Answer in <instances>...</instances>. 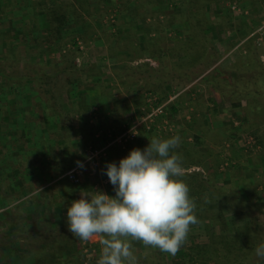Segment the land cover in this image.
Segmentation results:
<instances>
[{
	"label": "crops",
	"instance_id": "obj_1",
	"mask_svg": "<svg viewBox=\"0 0 264 264\" xmlns=\"http://www.w3.org/2000/svg\"><path fill=\"white\" fill-rule=\"evenodd\" d=\"M14 1L16 2V7L26 5L27 3V0H23L22 3H20V0ZM29 1L28 6H30L31 9L29 15L31 17V15H33L32 6L35 1ZM52 1L51 3L49 0H46V3L51 5L59 3L61 0ZM103 1L105 2L104 4L99 1H93L90 4L89 15L84 14L85 19H87L88 24H90L87 27L88 30L92 29L88 40L89 45H85V41L80 37L82 33L81 28L78 27V34L76 31H72L73 29L71 28V30L69 29L64 32V36L73 38L77 35L75 41H77L78 46L76 48L72 46L71 43H67L62 50V53L65 55H73L76 64L74 67L76 69L75 71L81 76L71 84V88L64 102H68L67 105L70 106V108L72 106L71 109H68L76 112V118L80 120L83 118L84 121L87 120L91 125H93L95 121H98L99 118L109 117V110L112 108V103L108 105L107 111L106 108H103L106 106L104 104L107 99L106 93L103 92L102 89L97 88L98 86L101 88L102 86L108 88V94L112 95L114 98L123 99L126 97V94L118 79V70L125 66L135 67L141 60L149 62L153 59L152 62L154 61V63L159 65V68H155L153 71L148 72L149 74L147 77L149 78L154 71L161 69V63L165 62L160 59L158 55L156 57V53L151 49L153 46L158 45L156 42L159 39L162 37H167L171 41L180 39L183 44L190 41L188 40V35L182 31L177 32L167 29L166 34H160L161 27H163L166 21L165 11H171L172 8L177 7V3H174V0H146L148 8L152 7L148 9L147 14L141 11L138 13L137 10L139 9L137 8H139V6H137L136 3L139 1L130 0L129 7L137 13V16L134 15L136 17H130L128 21H126V17L122 11H120V2L114 3L112 0ZM3 2L6 3V6H10L11 3H14L13 0H0V7H3ZM234 3L240 8V12L233 17L236 23L235 29H226L228 26L223 25L224 23L221 22L222 31H217L213 26V23L217 22V20L214 19L212 21L213 23L208 24L207 28L204 30L206 32V37L210 41L209 46L199 50L201 53L211 52L212 55L215 56L220 55L226 57V55H232L235 58H243L242 60H234H236L238 64L240 62L242 63V65L239 66L237 64L238 69L246 71L249 70L248 63L244 62L247 55H249L246 48V43L248 41L254 40V46H256L257 49L262 47L263 49L259 48L258 50L260 51L261 58L264 56V42H259L258 36H256L258 28L264 22V0H246L245 6H240L237 1L229 2L227 0L226 4H224L223 1L213 3L212 8L213 11L225 8L232 14L230 7L231 4ZM210 5L211 4H209V6ZM17 12L18 11L14 13L16 16L18 15ZM150 12L155 14H148ZM98 13H100L99 16H97ZM256 14L258 16H256ZM4 16L5 15L0 14V20H6L7 18ZM17 17L19 18L20 16L18 15ZM24 19H27L28 22L31 20L29 17ZM38 21L40 23V17H38ZM18 22H20V20H18ZM92 26L94 28H92ZM131 33H134L132 42H128L127 46L121 49L119 48V50L113 49L114 43H117L116 41L119 39H129L126 37H128V35L130 36ZM233 39L234 44L230 45L229 49H225L227 44ZM42 46L41 43L40 48H42ZM26 47L27 51L34 55L32 56L33 58H31L32 61L40 57V52L37 48ZM138 47L143 53L141 57L135 55ZM131 49L133 51L132 54H128ZM155 51L158 53V50ZM188 51L191 50H174L169 52V54L166 53L167 59L171 57L173 74L170 75V78L166 79V81L158 79L157 81L155 80L156 82L154 80L150 82L158 88V94L156 95H158L160 99L163 98L162 100H165L171 95L174 96L178 94L174 102L168 108L169 115L167 117L170 118L171 111L173 113H178L181 118V113L183 111L186 113L185 121L182 124L180 118H178V120L169 119L174 127V133L161 134L158 130H152V132L142 131L139 136L143 133L144 138L147 136L163 139L165 136L174 135L187 138V136L184 135L187 133L191 135L190 132H192L195 136H190L188 138L190 144L194 145L196 144L195 142H197L195 147L203 149L209 148L212 150L218 148L221 143H217H219L220 140L226 139V141L223 142L225 147L222 146L221 148H224L225 158L226 153L230 155L226 161L233 164L235 162L232 160L235 159V156L237 157V154H234V150H238L240 147L245 149L243 140H233L237 135H235V130H223L218 124L216 125H218L221 130L214 124L211 126L214 130H187V127L192 128L191 124H193L192 122L196 117L195 111H199L196 110L195 106V100L197 96L200 95L198 94L199 92L196 86L199 85L198 87L201 89L205 87L204 85H200V82L203 81H200L201 77L192 79L186 77L187 72L192 70L191 63L195 59L194 55ZM186 52H188V54ZM48 53L51 54L52 58L54 57L52 51L46 52V54ZM151 55L153 58L150 59ZM218 63L219 61L216 65ZM229 64L232 63L230 62L228 65ZM90 73L93 74L92 78H88V74ZM97 84L98 86L96 87ZM111 88H114V90L112 91ZM137 91L139 93H137L138 98L136 100H139L140 103H145L144 93L149 91L144 88H142L141 91ZM1 98L2 97H0V99ZM8 101L11 103L10 105L7 103ZM8 101H0V264H72L75 263L77 259L81 260V264H87L89 260H91V262L95 260L97 263L101 252L99 239L93 238L88 241H83L75 237L68 229L66 216L67 208L71 205L73 200L80 198L81 190H101L109 195L104 188L109 184L108 179H103L101 174L100 176L96 175L95 171L90 168L89 165V167L85 166L87 164L83 165L87 153L89 150L93 149V146L88 147L86 150L84 149L83 152H81L80 161L73 160L75 163H72V165L70 163L68 167L65 164L66 162L60 163L58 155L59 160L54 161L51 156H47L45 149L47 150L50 145L56 150L58 147H62L63 149L67 146L65 145V138L56 130V125L52 126V123L49 122V115L47 116L45 113V106L39 104V99L34 93L28 95V97H16L13 95L8 97ZM205 101L206 107L208 108L206 112L207 115L204 116L206 120L207 118L211 119L210 112L213 111L212 107L215 104L209 103L210 100L209 98L207 100V96L205 97ZM133 104L129 110V122L132 117L139 112L138 109L141 108V106L138 108L135 103ZM249 104L250 102L246 101L241 108L239 107L238 111L242 113H246L248 110L252 111V108L248 107ZM251 104H253L255 109L260 110L259 103H253L252 101ZM85 107H88L86 111ZM224 112L225 111L217 112L218 121L224 116H229L228 111L226 114ZM125 113H127V111ZM198 116H200V114H198ZM218 121L214 123H218ZM181 124L183 126H181ZM252 131L256 133L258 130ZM260 132H257L260 133L259 140L264 144V130H260ZM117 133H103L100 130H95L94 138L102 142L101 139L104 134L106 137L110 138L108 141H111ZM230 138L231 140H229ZM76 139L80 138L78 137ZM73 140L75 141L73 145L77 148L76 151L83 148L84 144L80 143V140ZM56 141L58 143H56ZM134 141L128 142L124 146L115 144L109 146L106 150V155L100 161L102 172L103 164L112 162L111 157H109L110 149L119 148L123 152L126 151L127 146ZM103 146L104 143H101L100 147ZM61 151L62 150L59 152L57 151L58 154H60ZM70 154L73 155L74 152H70ZM127 156L128 154L126 157ZM77 162H80L83 167H81L78 172L80 182L74 183L67 178L66 174L78 166ZM204 162L208 166V160ZM256 164H258L256 161L253 162V166L251 167L255 168L254 166ZM195 168H199V171L204 172L201 167L195 165L189 167V170ZM84 169L89 172V177L84 175ZM91 176L98 179L97 184L89 185L87 183L90 181L89 178ZM242 183L245 182L243 181ZM63 185L64 187H62ZM69 188L72 190H67ZM11 216L13 217L12 223L7 221L8 218H12ZM35 241L40 242L39 249L36 252L28 248V246L31 248L30 243H34ZM133 248L137 250L138 254L143 252V248L139 243H133ZM80 255L81 257L77 258Z\"/></svg>",
	"mask_w": 264,
	"mask_h": 264
},
{
	"label": "rangeland",
	"instance_id": "obj_2",
	"mask_svg": "<svg viewBox=\"0 0 264 264\" xmlns=\"http://www.w3.org/2000/svg\"><path fill=\"white\" fill-rule=\"evenodd\" d=\"M20 1H23V0H20ZM28 1L29 0H27L26 5H28ZM33 1H36V0H31L29 2H33ZM137 1H139V3H136L137 6H139V8L137 9H139L140 11L146 10L145 11L146 14L148 12V9L152 8V7L148 8L146 0H137ZM170 1H173V0H170ZM193 1L195 0H174V3H177L176 5L177 7L172 8L171 11L166 10L164 13L166 16V21L163 24V27H161L160 34H166L167 29H170L172 31H177V32L182 31L188 35V40L190 41L189 42L187 41L183 44L180 39H175L174 41H171L167 37H162L161 39H159L157 41L158 45L153 46L151 49L152 51H154V53H156L155 55L156 57L158 55L160 59L165 61L164 63H161V69L154 71V73L149 78L147 77V75L149 74L148 73L149 71L141 73L144 76V79L140 81V85H138L139 82L136 79L139 78L141 75H139L137 72L135 74L132 68L130 69L129 67L125 66L121 68L120 70H118L117 76H118V79L121 85L124 88L126 97L123 98L125 102L119 104V107L121 108L119 109V112H116L117 117L113 113L112 114L110 113L109 117L99 118L98 121H95V123L91 125L89 124V122H87V120L84 121L83 118H82L83 120L76 118V112L69 110L72 108V106L70 108V106L66 105L67 107L65 106L63 107L65 110L61 109L62 104H68V102H64V100L66 99L68 91L71 88V84L81 77L80 74L75 71L76 69L73 68L74 65L72 64L73 63L72 60H74V57L72 54L65 57V59L63 60L64 62H62V64L55 63L53 66H50L47 63H44L45 65H43L42 69L46 73H51L52 68L55 69L57 73L53 77H51L49 80H47L46 81L47 83L44 84L45 85L44 87L47 90L48 95L45 94L43 95V97H45V100L46 99L48 100V98H51L52 99L51 102H54L57 105V110L60 113L65 115V118L63 117V120H61L62 122L61 121L57 122L58 124H56V128L58 127L57 128L58 132H60V135L65 138V145L68 147V150L71 152H74L73 155H70V158L68 161L65 160L66 161L65 164L68 167L71 161L77 160L76 159L77 155L75 153L77 148L73 145L75 142L73 139L80 140V143L84 144L83 148L77 151L78 155H81L82 154L81 152H83L84 149L86 150L88 147H92V146H93L92 148L100 147V141L94 138V131L100 130L103 133L119 132L120 129L123 128L125 125H127L129 122L128 120V117H129L128 115H130L129 110L131 108V105L134 103L133 102L134 98L135 99L138 98L137 93L139 92L137 90L139 91L142 90L141 85L143 84V86H145L147 89L157 90L158 88L155 87L150 82L152 80L157 81L158 79L162 81L164 80L166 81V79H169L170 75L173 74L172 73L173 65L171 63V57L167 59L166 53L169 54V52H172L174 50L178 51L180 49H185V50L190 49L191 51H188V52L192 53L195 59L191 63L192 70H189V72H187L186 77L191 78V79L196 78V77L197 78L201 77L200 81L202 80L203 81L200 82V85H204L205 87L204 89H201L200 87H198L199 85L196 86L198 88L197 89V91L199 92L198 94L200 95H198L197 99L195 100L196 102L195 106H196V110H199V111H195L196 117H195V120H193L192 122L193 124H191L192 128L187 127V130H203V131L204 130H214L211 127L212 124L214 125L218 124L220 127H222L223 130H233V131L235 130L236 131L235 135L236 134L237 135L235 139L232 138L233 140H236V139L238 140V138L243 140L244 137H248V136L254 137L255 140H257L260 147L259 149L258 148L257 149L256 148H247V149L245 148L244 149L242 147H240L239 149L236 148L238 150H234V154L236 153L237 157L235 156V159L232 160L235 163L231 164L229 162L228 166H225V163L228 162L226 161V159L229 158L230 155L229 153H226V158H225L224 157L225 151H224L222 154L223 161L221 164L215 163V158L212 156L208 160L209 163H208L207 168H204L203 166H198V167H201L202 170H204V172L199 171V168L190 169L187 172H191L192 170H196V171L198 170V172L203 174V177L207 176L205 178H207V180H211L213 182V185H215V187L218 190H220L219 188H222V190L218 192H214V197L217 198L219 201L223 200L224 202H227L221 206L224 219L227 220V223H228L227 229L223 232L225 236L231 237L241 227L249 225L251 223V219H255L254 224H257V225L259 224V227L262 230L261 232H264V144H262L261 141L259 140L260 139L259 134L261 133L260 130H264V81H263L264 78L262 79L263 82L261 83V91H259V94L251 95V93L253 94L252 87H250L251 90L249 91L250 92L249 93L247 91L248 89L247 90L243 89V87L240 85L232 86L229 80L224 79L221 76L219 77L215 76L217 75V72L220 69H224V71H230V69H234L235 66H237L236 60H242L243 58H240V57L235 58L232 55L230 56L226 55V57L220 56V55L215 56V55H212L211 52L201 53L200 50H198V48L199 49L207 48L209 46L210 41L206 37V34H205L206 32L204 30L207 28L208 24L213 23L212 21L214 19L217 20V22L213 23L214 24L213 26L214 28H216L217 31H222L221 22L224 23L223 25L228 26V28L226 29L234 30L236 23L234 21L235 18L233 17L235 14L234 13L230 14L229 11H227V9L225 8H222L218 11H215V10L213 11V8H212L213 3L223 1L224 4H226L227 0H213L212 2H210L211 8L208 5L206 9H203V10L201 9L199 11H196V13H194L193 6H192ZM203 1L205 0H197L196 2L197 5L195 6H200L201 4H203ZM228 1L229 2L237 1V3L240 6H245L246 4L245 3L246 0H228ZM13 2L15 3L14 0ZM49 2L52 3L53 1L49 0ZM152 13L153 12H150L148 14H152ZM191 13H193L195 16L193 14L191 15ZM154 14L155 13H153V15ZM99 15L100 13L97 14V16ZM256 16L258 15L256 14ZM92 28L94 27L92 26ZM116 42L117 43H114L113 45V49L119 50V47L117 45L119 46L122 45L123 47L128 45V42L126 39H119ZM233 42H234V39L231 40V42L227 44V47L225 49H229L230 45L234 44ZM14 44H19V45H17L18 46L17 51L13 53L16 56L17 60L20 59L22 61L21 63L20 62L15 63V60L11 58L10 60L11 62L10 61L6 62V66L7 65L10 66V67L8 66V68L6 69L12 70V72L16 74L24 70L25 66L23 67L24 64L22 62H27V61L32 62L31 58H33L32 56L34 55H32V53L27 51L26 49L27 45H25L23 42L14 43ZM259 48L263 49L262 47H259ZM155 50H158V53ZM188 52L186 53L188 54ZM259 55H260V51L258 49L257 50L255 49V52L253 53L252 56H255L256 58ZM42 57L41 58L44 61H47L49 60V58H52L50 53L45 54ZM39 61H40V57H38L37 60L33 62H39ZM218 61H219L218 63L219 65L218 64L216 65ZM230 62L232 64L228 65V63ZM226 65L228 66L224 67ZM238 65H242V63L240 62ZM62 66L67 67V71H64V72L59 71V68L61 69ZM248 66H249V69L251 70H260L264 75V67H261L259 63L253 62L251 63V65L248 64ZM29 68L31 69V66ZM39 68L41 69L40 66ZM39 68L36 66L35 68L31 69L30 72L32 73V71H37ZM155 74H157L158 76ZM98 84L96 85V87L98 86ZM97 88L102 89V91L105 92L106 95H109L108 88H105L104 86H102V88L98 86ZM111 89L112 91L114 90V88H111ZM248 94L250 96H248ZM206 96H207V100L208 98L210 100L209 103H212L215 105H213L212 107L213 111L210 112L211 119L207 118L205 120L204 116L207 115L206 112L208 110V108L206 107V101H205ZM243 97L245 98L242 99L241 101L242 105L246 101L250 102L248 107L252 108V111L248 110L246 113H242L238 111L239 108L232 107V104H233L232 102H235V100H238V99L240 100ZM252 101L253 103L254 102L259 103L260 110L255 109L253 104H251ZM125 110L127 111V113H125L126 112ZM219 111L221 112L225 111L224 112L225 114L228 111L229 116H224L223 118H220L218 121L217 112ZM185 114L186 113L182 111L181 113L182 117L180 118V115L178 113H173L170 111L169 119L178 120V118H180V121L183 124V122L185 121ZM198 114H200V116H198ZM217 121L218 123H214ZM182 124L181 126H183ZM218 125L216 126L219 127ZM63 127L65 128V130H62ZM252 130H258L260 133H257L258 131L254 133ZM190 134L191 135H189L188 133L185 134L184 136H187V138L181 139L182 145L190 144L188 142V138L190 136H195L192 134V132H190ZM78 137L80 139H76ZM167 137L169 136H165L163 137V139ZM55 138H56V135H55ZM229 140H231V138ZM224 141H226V139H222L219 141V143L221 144L218 146L217 149H215L214 154L218 153V150L222 146L225 147L223 143ZM196 144H194V146ZM67 147L63 148V150H65ZM133 148H139V147L133 144L132 149ZM231 148L235 149L234 147H231ZM126 149L127 150L123 152L120 150L117 156H115L117 158L116 160L118 163L120 161V158L126 157V156H122L124 152H127L126 154H129L130 150H132L129 148V146H127ZM60 150H62V147H58L57 151L59 152ZM204 153L206 152L204 151L202 153H199L197 155V158L204 161V159L202 158V154ZM204 157L206 159V156ZM111 161H112V158H111ZM255 161L258 164L254 166L255 168H252L251 166H253V162ZM211 162H212V167L216 168L214 172H209L208 170ZM85 166L89 167L88 165H85ZM67 167H64V168H67ZM93 170L95 171L96 175L100 176L101 174L103 179H108V177L104 175V172H102L101 165H99L98 169H93ZM84 175L86 177L90 176L89 172L86 171L85 169H84ZM89 180L90 181L87 182L89 185H95L97 184V181H98V179L93 178L92 176L89 178ZM243 181L245 183H242ZM64 185L62 187H64ZM104 188L110 196L115 195L113 191V186L110 183L106 185ZM67 190L71 191L72 189L69 188ZM205 195L207 199L210 198V201L213 199V196L210 195L209 192H206ZM232 204H235L241 210L242 209L245 210V212H249V214L243 215V216L241 215L235 216L233 208L231 207ZM7 221L12 222L13 217L8 218ZM218 230H219L218 227L212 226L210 221L199 222L196 225L190 226V231H189L187 240L185 241L184 244L188 246L192 242L193 243L206 242L208 240V237L212 233V231L216 232ZM263 240H264V236H263ZM133 243L138 244L140 242L135 241ZM30 244H31L30 245L31 248L29 246L28 248L31 249V251L33 250L34 252H36L39 249V245H40L39 241L38 242L35 241L34 243H30ZM141 246L143 248V252L139 254L137 250H134L133 248V252H134V255L137 257L138 264H140L139 262L143 260L144 256L146 255H147L146 257L151 256V253H152L151 249H147L148 247L146 248L142 243H141ZM162 253L165 254L163 255L165 258L169 256L168 253H165V252H162ZM80 257L81 255L77 258H80ZM80 261L81 260L77 259V261L72 264H79ZM147 261L148 263H150V262H153L154 259L147 260ZM90 263L97 264L95 260L92 262L91 260H89V263L87 264H90ZM167 264H171L170 258H168Z\"/></svg>",
	"mask_w": 264,
	"mask_h": 264
},
{
	"label": "trees",
	"instance_id": "obj_3",
	"mask_svg": "<svg viewBox=\"0 0 264 264\" xmlns=\"http://www.w3.org/2000/svg\"><path fill=\"white\" fill-rule=\"evenodd\" d=\"M93 1H99L101 3H105L103 0H62L59 3L56 4H47L46 0H36L32 6L33 9V15H29V12L31 11L30 6L21 5L19 7H16V2L11 3L10 6H6V3L3 2V7H0V13L2 15H5L4 17L7 18L6 20H0V101L3 100V102L8 101V97L15 95L16 97H28V95L34 93L38 99L39 104L45 106L46 108V115L48 116L49 122H51L52 126L58 124V121L63 120V117L65 118V115L60 113L57 110V105L54 102H51L52 99L48 98V100H45V97L43 95H48L47 90L45 89V83L49 80L51 77H53L57 71L52 68L51 73H46L42 68L44 63H47L50 66H53L55 63H61L64 62L63 60L65 57L69 56L62 53L64 45H67V43H71L72 46L76 47L78 46L77 41H75V37L73 38H67L64 36V32L67 30L76 31L78 34V27L81 28V39L85 41V45H89L88 40L89 36L91 35V30H88V22L87 19H85L84 14L89 15L90 10V4ZM114 3H119L120 11L124 14L126 17V21L130 19V17H136L137 13H135L131 7H129L130 0H112ZM213 0H205L203 1V4L200 6L197 5V0L193 1V10L194 13L199 10L206 9V7L212 2ZM22 3V1L20 2ZM139 3V2H137ZM203 5V6H202ZM26 6V7H25ZM25 8V9H24ZM16 11H18L19 18L14 14ZM138 13L140 10H137ZM146 11V10H145ZM141 11V12H145ZM193 13H191L192 15ZM136 15V16H134ZM194 15V14H193ZM195 16V15H194ZM30 18V22L27 21V19L24 18ZM38 17L41 18V21L39 23ZM128 18V19H127ZM1 19V18H0ZM134 19V18H133ZM20 20V22H18ZM29 20V19H28ZM134 33H131L130 36L128 35L129 39H126L127 42H132ZM109 39V38H108ZM40 41L42 43V48H40ZM23 42L25 45L31 48H37L40 52V61L39 62H22L24 65V70L18 73L12 72V70H7L9 65L6 66V62H9L11 58L15 60V63H21L22 60H17L16 56L13 52H16L18 49L19 44L14 43H20ZM254 40H250L246 43V48L248 50L247 59L245 58L244 62L251 65L253 62H257L261 65V67H264V62L261 60V54L255 58V56H252L255 52V49L257 50L256 46H254ZM157 43V42H156ZM120 49L123 48V46H118ZM259 49V48H258ZM199 50V48H198ZM52 51L54 53L53 58H49V60L44 61L42 58L43 55L46 54V52ZM180 51H185V49H180ZM128 52V51H127ZM132 49L129 50L128 54H132ZM18 53V52H17ZM142 51L139 50V47L137 48V51L135 53L136 56L141 57ZM42 57V58H41ZM155 57V56H154ZM153 58L151 55L150 59ZM149 60V59H148ZM153 59H151L149 62L146 60H141L138 62V65L135 67H129L134 70V73L136 72L141 75L136 80L139 82L138 85H140V81L144 79V76L141 74L143 72L147 71H153V69H158L159 65L152 62ZM73 61V65L75 67V61ZM11 62V61H10ZM154 63V64H152ZM237 63V62H236ZM4 64V65H3ZM238 64V63H237ZM31 69L35 68L36 66L39 68L37 71L30 72ZM239 66V65H238ZM10 67V66H9ZM73 67V68H74ZM237 66H235L234 69H230V71H224V69H220L217 72V75L215 76H221L224 79L229 80V82L232 84V86H242L243 89H248L249 92L251 90L250 87H252L251 95H258L259 91H261V83L262 79L264 78L263 73L260 70H246L242 71V69H236ZM59 71H67V67L62 66L61 69L59 68ZM89 73V72H88ZM93 74H88V78H92ZM150 77V76H149ZM257 84V85H256ZM142 88L145 90L152 92L154 94H158V90H152L147 89L145 86L141 85ZM250 93V92H249ZM106 95V94H105ZM248 96H250L248 94ZM106 101H105V107L104 109L108 108V105L112 103V108L109 110V112L114 114L117 117L116 112H119V104L124 103V99H116L112 95H106ZM165 98V97H164ZM235 100V102H232V107L239 108L242 105V99ZM109 99V100H108ZM163 99V98H162ZM84 101V98H83ZM135 105L139 108L142 105V102L140 103L139 100L137 101L134 98ZM9 105L11 104L9 101L7 102ZM67 104H62L61 109L65 110L63 107H67ZM126 105V104H125ZM88 109V107H85V111ZM171 110V109H170ZM50 112V113H49ZM66 114V113H65ZM123 121V120H122ZM62 122V121H61ZM60 122V123H61ZM122 123V122H121ZM58 128V127H57ZM125 126L120 129L124 130ZM57 130V129H56ZM62 130H65L63 127ZM144 134L142 133L138 138L132 142V144L129 145V148L132 149L133 144L137 145L139 149L143 150L149 143L148 140H151V137H143ZM175 136V135H174ZM172 136H169L167 138H170ZM197 137V136H196ZM195 137V138H196ZM166 139V138H165ZM183 139V138H181ZM198 139V137H197ZM196 139V140H197ZM239 139V138H238ZM109 140L106 135H102V139L100 142L105 143ZM242 140V139H239ZM56 143H58L56 141ZM197 143V142H196ZM220 144V143H217ZM58 150V149H57ZM57 150L52 147L51 145L46 150L45 153H47V156H51L52 159L55 161H58V156L60 158V163L66 162L70 158V152L68 150V147L61 151L60 154H58ZM119 148H114L109 150V157L112 158V162L118 164L117 154L119 153ZM177 151L182 154L183 157V167L185 169V176L183 179L186 181V183L189 186L190 189V197L194 198L196 202V216L198 218L199 222L203 221H210L212 226L218 227V231H212L210 236L208 237V240L206 242H196L191 243L188 246L186 244H183L180 248V250L176 253L175 256L169 255L168 257H164L161 251L155 248L146 247L147 249H151V256H144L143 260H141L140 264H167L168 258L171 260V264H264V260H260L256 254L255 249L259 247L261 244H264L263 236L264 232H261L262 230L259 227V224H254L255 219H251V223L249 225H246L244 227H241L237 232H235L231 237L225 236L223 232L227 229V220L224 219L223 211L221 210V206L224 205L227 202H224L223 200L219 201L217 198L214 197V192H218L222 190V188H219L218 190L215 185H213V182L211 180H207V176L203 177V174L200 172H196L195 170H192L191 172H187L189 170V167L191 166H203L204 168H207L208 166L205 164V160H209L212 156L215 158V163H222L223 158L222 154L224 152V148H220L218 150V153L214 154L215 150L213 149H203L199 147H195L192 144L188 145H182L177 149ZM206 152L202 154L203 160H200L197 158V155L202 152ZM67 153V154H65ZM77 155V160L80 161L81 156L78 155L77 151H75ZM127 152H124L122 156H126ZM58 155V156H57ZM111 155V156H110ZM206 156V159L205 157ZM122 159V158H120ZM66 160V161H65ZM213 161V159H212ZM72 163H75V161H71ZM70 166V165H69ZM212 162L209 167V172H214L215 167H212ZM106 168V164H103V172ZM104 175H106L104 173ZM107 176V175H106ZM204 180H203V178ZM205 182V184H204ZM209 192L210 195L213 196V199L209 201L205 197V193ZM215 207V208H214ZM231 207L233 208L234 215H248L249 212H245V210H241L236 206L235 204H232ZM254 218V217H253ZM12 223V222H11ZM141 245V242L139 243ZM153 262L148 263L147 260H152ZM81 264V263H80Z\"/></svg>",
	"mask_w": 264,
	"mask_h": 264
},
{
	"label": "clouds",
	"instance_id": "obj_4",
	"mask_svg": "<svg viewBox=\"0 0 264 264\" xmlns=\"http://www.w3.org/2000/svg\"><path fill=\"white\" fill-rule=\"evenodd\" d=\"M148 141L143 150L133 148L118 164H106L104 173L114 196L81 190L80 198L67 208L71 234L83 241L99 239L97 264H138L135 241L175 256L190 226L199 223L196 202L183 179V157L177 151L180 136ZM255 254L264 260V244Z\"/></svg>",
	"mask_w": 264,
	"mask_h": 264
},
{
	"label": "built area",
	"instance_id": "obj_5",
	"mask_svg": "<svg viewBox=\"0 0 264 264\" xmlns=\"http://www.w3.org/2000/svg\"><path fill=\"white\" fill-rule=\"evenodd\" d=\"M231 11L234 14L239 13L240 8L237 4H231ZM256 36H258L259 42H264V22L258 28ZM261 60L264 62V56ZM178 94L174 96L171 95L165 100L160 99V97L152 92L144 93L145 103L141 105L138 109V113L132 117L130 122L125 125L124 130L114 135L111 141L104 143L103 147L93 148L87 153L86 160L83 165L87 164L92 169H98L100 161L106 155V150L109 146L119 145L124 146L128 142L134 141L138 138L140 132L147 131L152 132V130H158L159 133H174V127L170 123L168 116V108L174 102ZM110 140V138H109ZM243 145L245 148H259V145L254 137H244ZM229 162L225 163L228 166ZM81 167L70 170L66 176L68 179L74 183H79L80 178L78 177V172Z\"/></svg>",
	"mask_w": 264,
	"mask_h": 264
}]
</instances>
